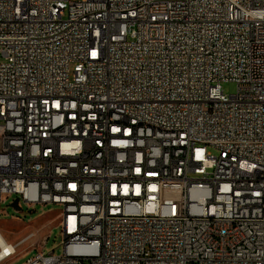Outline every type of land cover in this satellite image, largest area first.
Returning <instances> with one entry per match:
<instances>
[{
    "label": "built area",
    "instance_id": "built-area-1",
    "mask_svg": "<svg viewBox=\"0 0 264 264\" xmlns=\"http://www.w3.org/2000/svg\"><path fill=\"white\" fill-rule=\"evenodd\" d=\"M12 194L63 212L27 264H264V0H0Z\"/></svg>",
    "mask_w": 264,
    "mask_h": 264
},
{
    "label": "rangeland",
    "instance_id": "rangeland-1",
    "mask_svg": "<svg viewBox=\"0 0 264 264\" xmlns=\"http://www.w3.org/2000/svg\"><path fill=\"white\" fill-rule=\"evenodd\" d=\"M238 85L234 81L222 83V89L228 95L235 94ZM214 154L218 150L213 149ZM62 208L55 204H35L29 206L16 194H12L5 202L0 203V231L7 241L19 243L28 234L32 238L17 247V254L0 264H27L29 258L38 251L60 255L63 253Z\"/></svg>",
    "mask_w": 264,
    "mask_h": 264
},
{
    "label": "bare ground",
    "instance_id": "bare-ground-1",
    "mask_svg": "<svg viewBox=\"0 0 264 264\" xmlns=\"http://www.w3.org/2000/svg\"><path fill=\"white\" fill-rule=\"evenodd\" d=\"M12 244L9 243L3 233L0 231V258L4 256L6 251L10 250V246Z\"/></svg>",
    "mask_w": 264,
    "mask_h": 264
},
{
    "label": "crops",
    "instance_id": "crops-1",
    "mask_svg": "<svg viewBox=\"0 0 264 264\" xmlns=\"http://www.w3.org/2000/svg\"><path fill=\"white\" fill-rule=\"evenodd\" d=\"M10 243V242H9ZM13 244V243H12Z\"/></svg>",
    "mask_w": 264,
    "mask_h": 264
}]
</instances>
